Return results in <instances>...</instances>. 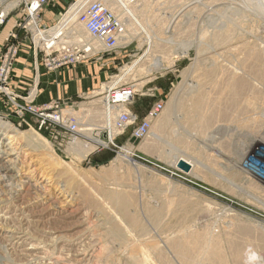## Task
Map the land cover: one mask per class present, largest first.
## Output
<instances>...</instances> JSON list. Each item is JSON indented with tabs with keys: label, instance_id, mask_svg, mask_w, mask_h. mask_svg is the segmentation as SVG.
<instances>
[{
	"label": "rangeland",
	"instance_id": "1",
	"mask_svg": "<svg viewBox=\"0 0 264 264\" xmlns=\"http://www.w3.org/2000/svg\"><path fill=\"white\" fill-rule=\"evenodd\" d=\"M50 1L55 4L54 6L60 5L61 7V14L57 19L59 23L64 16L68 15L66 13L69 11L70 6L72 7L77 0ZM102 1L110 11L113 10L112 12L122 22H127V24L133 22L127 17V11L123 6L115 7L114 3L113 5L111 3L110 6L111 0ZM147 1L140 0V4H137L140 8L142 3L143 5L147 3V7L141 8L137 14L140 25L134 22V24L136 23L133 24L134 29L129 28L131 33L120 42L119 47L114 51H106L102 44L97 41H91L92 44H90L83 37L81 41L75 42L74 37H71L70 29L78 23H72V26H69L61 37L65 41L58 39L55 46V48H58L66 43V45L70 44V46L76 48L81 47L82 44L91 47V52L82 53L84 58H80L81 60L78 63L65 68V70H69L80 66H88L91 88L89 87L82 95H74L71 99L72 102L66 104L74 107L78 114L76 115L81 118V121H84V124L80 125L83 130L78 136L77 140L79 142L85 145L94 144V140L100 138V140L108 142L107 144L95 143V149L86 157H81L77 151L72 149V141L60 146L50 135L44 131H39L35 122L31 119L23 121L17 117L11 107L6 106V96L0 97V120L2 121L0 123V264H46L47 262V264H143L144 250L149 252L151 257L157 259V264L167 263L159 262L156 250H162L166 257L170 258L169 261L172 264H184L176 255L175 250L170 249L169 244H166L168 243L166 237L175 238L183 233L193 234L204 230L214 232L217 235L220 234L223 252L226 251L223 254L226 257L228 256L229 264H235L233 260L235 253L238 249L243 250V248H245L243 254L239 250L241 255H245L246 251L255 253L253 260L255 263L252 261L250 264H258L259 262V264H264V175L260 173L259 169L260 163L264 159V140H260L259 137L252 142L251 146L246 145V134L251 131L250 128H256V125V129H258V125L259 127L264 126L263 117L256 118V120L254 118L253 122L252 117L254 116L251 115L255 111L251 106L253 103L260 110H258L259 115H261L260 113L264 114V105L263 107L260 105L261 102L264 103L262 72L258 76L253 75L255 78L260 79H258L259 84L257 85V89L261 90L258 97H256L257 94L253 96V93L250 95L251 92L249 91L243 93L244 96L246 95L245 97L243 94L238 97L237 94H240L241 91L235 92L234 99L236 102L232 107L230 106L231 109L229 110L232 113L227 112L228 114L225 117L221 110L223 107L230 108L226 104L229 96L223 97L228 92H222L221 88L216 87L217 83L223 84L224 77L222 79L221 74L217 78L213 77L214 79L200 77L204 73L210 74L214 71V63L211 62L215 54V48L211 38L213 29L211 26L213 21L219 17L210 7L199 5L195 2L196 0H149V3ZM212 1L214 0H201L200 2L211 3ZM233 1L238 4V6L232 4L236 9L241 7L240 10H242L247 7V9H250L249 11L264 16V0ZM184 7H186V11L183 9L180 14H176L178 22L174 27H172L174 25L172 22L170 25L171 30L165 33L164 30L173 15ZM4 11L7 15L0 18L2 23L0 33L6 28L12 30L11 32L17 31L23 49L27 47L28 51L33 52L30 34L25 28L17 27V24L26 25L27 28L29 27L27 24L33 26L32 18L25 15L24 0H0V15ZM153 15L155 18H153ZM37 22L40 27L44 28L40 16ZM57 22L56 26L58 25ZM143 27L148 31L143 30ZM50 28L46 29V34L51 33ZM42 31L45 32V29ZM207 31L209 33H206ZM260 31L262 33L257 34L259 40L255 38V34L249 37L247 35V38L239 35L228 43V47H219L216 51L221 55L219 58L220 64L225 63L226 68L232 65L234 67L235 63V66H240L246 56L251 53L250 47H253L254 44L260 47L264 46V31ZM3 43H0V50ZM93 44L97 45V49L93 48ZM199 48L204 49L199 51ZM158 62L162 67L158 70L149 71L154 64H159ZM101 68L105 72L103 76L98 74L99 71L101 72ZM55 71L60 73L64 69ZM127 78L129 79L127 80ZM199 80L206 83V94L203 95L206 102L202 108L195 109V104L190 101L193 93L190 90L194 84L197 86ZM110 86H113V90L123 86H134L136 88L137 94L129 109L137 115L138 123L155 102L163 103L164 109L161 115L152 123L148 134L144 138L135 139L132 136L133 128L136 125L134 123L123 131L117 130L113 142L106 139L107 134L104 133L106 130L103 131V127L106 126L107 122L105 119L106 110H108V94L113 92V90L107 91ZM261 87L262 89H260ZM188 89L189 91L186 93ZM183 93H186V97L182 96ZM218 93L222 94L218 95ZM217 95L219 99L222 97L223 101L213 105L215 104L213 100L216 99ZM174 97L176 103L173 100ZM250 97L258 98V100L253 101V98ZM238 103L241 105L240 107L237 106ZM244 106L252 107L253 111H251V108V110L249 108L246 110ZM236 108H238V112L240 109L242 116L236 112ZM242 108L245 109V112L241 111ZM234 111L235 113H233ZM246 111L247 115L245 114ZM118 113L119 111L112 115L114 116L113 123ZM217 114L221 118H217ZM243 114L246 116L243 117ZM238 115L240 116L238 117ZM207 116V119H210V117L212 119L208 123L205 121L206 124L203 121ZM226 118L229 120L227 121L229 124L226 122ZM230 119L232 122H230ZM166 120L171 121L173 124L171 122L167 123ZM215 120L218 121V124ZM237 121L240 122V126H238ZM220 122L227 124H221ZM251 124H253V127ZM248 125L251 127H248ZM8 130L11 132L7 133ZM20 132L29 136L28 139L24 138ZM8 134H17V136L15 139H11L7 137ZM43 137L48 139V143L45 142ZM244 137L245 140H243ZM218 143L221 145L219 146ZM46 152H49V154ZM127 154L128 156L131 155V158ZM180 157L195 161V169L185 172L178 168L175 163ZM6 164L10 168L9 171L5 168ZM254 186L256 187L255 190H253ZM260 193H263V196ZM115 195L128 204L126 213L119 210L112 202ZM127 213L129 214L128 217L126 216ZM11 224L13 225L11 226ZM132 224L134 225L132 226ZM21 226L22 229L24 227L26 229L28 226L30 233L38 240L40 245H43L42 247L45 250L30 253V245L21 244L20 238L17 239L16 235L11 232L18 230ZM42 230H48L49 233L57 232L59 235L61 232L64 234V238L61 241H54L53 237L55 235L44 237ZM165 235L166 237H164ZM223 236L225 237L224 243ZM41 241L45 242L41 243ZM134 241H136V244ZM125 246L126 250H124ZM140 246L141 248H139ZM106 247L108 250H104ZM134 248L140 251H135ZM47 249L48 253L46 252ZM130 249H132L133 254ZM106 251H110V253ZM136 252H139V256L138 254L135 255ZM229 252L231 253L228 254ZM139 258L141 260H138ZM238 263L247 264L244 261L236 264Z\"/></svg>",
	"mask_w": 264,
	"mask_h": 264
},
{
	"label": "bare ground",
	"instance_id": "2",
	"mask_svg": "<svg viewBox=\"0 0 264 264\" xmlns=\"http://www.w3.org/2000/svg\"><path fill=\"white\" fill-rule=\"evenodd\" d=\"M110 1V0H109ZM112 2H108L109 3V5L111 6V3H112V5H113V3H114V6L115 7H117V6H123L124 8H125V10L127 11V14H128V18H130L131 20H133V22H131V23H128L127 24V22H123V24H124V26H126L125 28V30H126V32H125V36L123 35V38L120 40L121 42L123 41V39L124 38H126V37H128V35H129V33H131V31H130V29L132 30V29H134V27H133V24H134V22H137L138 23V25H140V23H139V21L137 20V14H138V11L141 9V8H143L144 6L145 7H147V3H145V5H143V3L141 4L142 5V7H140L139 8V5L137 6V4L139 3L140 4V0H124V2H123V0L121 1V0H111ZM201 0H196L195 2H197L199 5H203L204 7H210V9L214 12V13H216V15L219 17L218 19H215L214 21H213V24H212V31H211V38H212V41H213V46H214V48H215V54L213 55V60H212V62L211 63H214V71L212 72V73H210V74H207V73H204V74H202V75H200V77L201 78H203V79H205L204 77H206L207 79H209V78H211V79H214V78H217V76L219 75V74H221L220 75V77L222 76V79H223V77H224V82H223V84L221 85V84H216V87H219V89L221 88L222 89V92H228L227 93V95H225V96H223V97H226V96H229V98L227 99V101H226V104L230 107H232L234 104H235V97H234V93L236 92H238V91H244V92H240V94L238 93L237 95H238V97H239V95H241V94H245V91H246V93L249 91V92H251V94L250 95H252V93L254 94L253 96H256V94H257V96L256 97H258V93L261 91V90H259V88L257 89V85L259 84L258 83V81L260 80L259 78V80L257 79V78H255L253 75H256V76H258V74H260L261 72H262V76H263V79H264V46L263 47H260L259 45H255L254 44V46L253 47H250V49H249V47H248V49L250 50V54H248L247 56H246V58L243 60V63L240 65V66H235V64H234V67H232V66H230L229 68H226L225 66H224V64H220V60H219V58L221 57V55L216 51L219 47H221V46H225V47H228L229 46V42L233 39V38H235L236 36H239V35H241L242 37H245V38H247V35H248V37L250 36V35H253V34H255L256 35V39L257 40H259V38H258V36H257V34H259L261 31L260 30H262V31H264V16L263 15H261V14H259V13H256V12H252V11H249L250 9H247V7H246V9L244 10V9H242V10H240L241 9V7L240 8H238V9H236V7H233V5L232 4H234L235 6L237 5L238 6V4H236L233 0H214V1H212L211 3L210 2H207V3H201L200 2ZM250 1H252V0H250ZM148 3L150 2L149 0L147 1ZM160 2V1H159ZM12 3V2H11ZM106 3H107V1H106ZM121 3V4H120ZM193 3V2H192ZM245 3V2H244ZM17 4V3H16ZM108 5V4H107ZM241 5V4H240ZM13 6V5H12ZM153 6V5H152ZM225 7V8H220V7ZM258 6V5H257ZM75 7V6H74ZM74 7H72V9L71 10H69L66 14H68L67 16H64L61 20H60V22L58 23V25L56 26V27H52V28H50L49 30L51 31V33L49 34H46V29H45V32H43L42 31V29L41 30H39V33H38V36H37V38H36V40H37V44L39 45V47L41 46V45H46V46H51V45H57V41H58V39H61V37L63 36V34H64V31L69 27V26H72V23H76L75 22V17H76V11H75V9H73ZM158 7V6H157ZM187 7V6H186ZM186 7H184V8H181L178 12H176L174 15H173V17L171 18V21L170 22H168V24H167V27H166V29L164 30V32L165 33H168L170 30H171V27H170V25H171V23L173 22L174 23V25L172 26V27H174L175 26V24L178 22L177 20H176V18H177V16H176V14H180L181 12H182V10L184 9L185 10V8ZM214 7V8H213ZM242 7H244V6H242ZM160 8V7H159ZM188 8V7H187ZM220 8V9H219ZM249 8V7H248ZM260 8V7H259ZM148 9V8H147ZM219 9V10H218ZM234 9V10H233ZM236 9V10H235ZM74 10V11H73ZM73 11V12H72ZM113 11V10H112ZM186 11V10H185ZM206 11V10H205ZM184 12V11H183ZM125 13V12H124ZM144 13V12H143ZM151 13V12H150ZM149 13V14H150ZM201 13V12H200ZM65 14V15H66ZM127 14H125V15H127ZM7 15V13H6V11H4V13H2V16L4 17V16H6ZM125 15H124V17H125ZM154 16V15H153ZM180 16V15H179ZM120 18H121V16H120ZM153 18H155V16L153 17ZM32 19H33V22L35 21V20H37V18H36V16L34 15L33 17H32ZM165 19H166V17H165ZM159 20H161V19H159ZM167 20H169V19H167ZM167 20H166V22H167ZM157 21V20H156ZM77 24V23H76ZM136 24V23H135ZM134 24V25H135ZM192 24V23H191ZM32 26V25H31ZM141 26H142V24H141ZM164 26V25H163ZM33 27V26H32ZM63 27H65L63 30H61ZM147 27V26H146ZM154 27V26H153ZM159 27V26H158ZM130 28V29H129ZM162 28V27H161ZM161 28H159V29H161ZM143 30H146V31H148V29H146V28H142ZM157 29V28H156ZM155 29V30H156ZM174 29V28H173ZM178 29V28H177ZM175 31V30H174ZM178 31V30H177ZM70 33H71V37H74V40H75V42L77 41V42H79V41H81V38L83 37L84 39H85V41H89L90 42V44H92V42L91 41H97V42H99L98 41V39H96V38H94V37H91L90 35H88L87 33H86V31L84 30V28H83V26L81 25V24H78V25H76L75 27H73L72 29H70ZM69 32H68V34H70ZM206 33H209L208 31L206 32ZM262 33V32H261ZM10 34V33H9ZM9 34L7 35V37L9 36ZM147 34V33H146ZM153 34V33H152ZM162 34H163V32H162ZM135 35V34H134ZM143 36V35H142ZM146 36H148V35H146ZM145 36V37H146ZM7 37L5 38V40L7 39ZM63 39V38H62ZM62 39H61V41H62ZM151 39V38H150ZM4 40V41H5ZM64 41H65V39H63ZM83 40V39H82ZM148 40V39H147ZM84 41V40H83ZM68 42V41H67ZM86 42V43H87ZM88 42V43H89ZM126 42H127V40H126ZM252 42V41H251ZM259 42V41H258ZM87 43V44H88ZM96 43V42H95ZM152 43V42H151ZM59 44V43H58ZM100 44V43H99ZM149 44V43H148ZM70 45V44H69ZM72 45V44H71ZM94 46H93V48H96L97 49V45L96 44H93ZM249 46V45H248ZM87 47H88V45H87ZM243 47V46H242ZM196 48V47H195ZM238 48V47H237ZM101 49V48H100ZM204 49V48H203ZM203 49H200L199 48V51H201V50H203ZM99 50V49H98ZM238 50V49H237ZM240 50H242V49H240ZM186 51V50H185ZM243 51V50H242ZM210 53V52H209ZM153 54V53H152ZM145 57V56H144ZM206 59V58H205ZM238 61V60H237ZM141 62V61H140ZM144 62V61H143ZM168 62V61H167ZM174 62V61H173ZM225 62H227V61H225ZM138 63V62H137ZM153 63V62H152ZM159 63V62H158ZM141 64V63H140ZM146 64V63H145ZM144 65V64H143ZM226 65V64H225ZM151 66V65H150ZM162 66H161V64L159 63V64H154L153 65V68H151V69H149V71H152V70H158V69H160ZM201 68V67H200ZM14 69V68H13ZM131 69V68H130ZM141 69V68H140ZM196 69H199V68H196ZM191 70V69H190ZM192 71V70H191ZM210 71V70H209ZM129 72V71H128ZM187 72V71H186ZM125 74V73H124ZM127 74V73H126ZM185 74V73H184ZM183 74V75H184ZM196 74V73H195ZM182 75V76H183ZM194 75V74H193ZM199 75V74H198ZM204 75H207V76H204ZM210 77H209V76ZM124 76V75H123ZM128 76V75H127ZM134 76V75H133ZM186 76V75H185ZM196 76V75H195ZM214 77V78H213ZM219 77V78H220ZM201 78H199V79H201ZM129 78H127V80H128ZM184 79H186V78H184ZM188 79V78H187ZM197 79V78H196ZM221 79V78H220ZM195 80V79H194ZM219 80V79H218ZM115 81V80H114ZM219 81H222V80H219ZM261 81H262V79H261ZM185 82V81H184ZM218 82V81H217ZM195 83V82H194ZM215 83V82H214ZM142 84V83H141ZM184 84V83H183ZM186 85H187V82L185 83ZM211 85H212V83H211ZM213 86V85H212ZM212 86H209L210 88L212 87ZM260 86V85H259ZM258 86V87H259ZM190 87H191V85H190ZM208 87V86H207ZM185 88V87H184ZM205 88H206V83L205 82H200V80L197 82V86L194 84L193 86H192V89L190 90V92L191 91H193V93L191 94L192 96V98L190 99V101H191V103L193 104H195V109H200V108H202L203 106H204V104H205V102H206V99L205 98H203V95L205 96V94H206V90H205ZM113 89V86H110L109 88H107V91H111ZM183 89V88H182ZM181 89V90H182ZM260 89H262V87L260 88ZM216 90V89H215ZM32 91H33V89H31V93H32ZM188 91H189V89L186 91V93H188ZM209 91V90H208ZM210 91H212V90H210ZM220 91V90H219ZM264 92V91H263ZM103 93V92H102ZM186 93H183V95L182 96H185L186 95ZM213 93H214V91H213ZM172 94H174V93H172ZM178 94H179V92H178ZM222 93H218V95H221ZM244 94H243V96H244ZM248 94V95H249ZM109 95V98H110V94H108ZM214 95V94H213ZM212 95V96H213ZM217 95V97H216V99L215 100H213V99H211V100H213V102H215V104H213V105H216V104H219V103H217V102H219V101H223L222 100V97L219 99L218 96ZM179 96V95H178ZM209 97H210V94L208 95ZM216 96V95H215ZM246 96V95H245ZM244 96V97H245ZM264 96V95H263ZM262 96V97H263ZM186 97V96H185ZM241 97V96H240ZM260 98H261V96H259ZM107 98V97H106ZM179 98V97H178ZM183 98V97H182ZM218 98V99H217ZM242 98V97H241ZM241 98H239V99H241ZM249 98V97H248ZM250 98H253V101L255 100V101H257L258 100V98H254V97H250ZM175 99V97L173 98V100ZM180 99H181V97H180ZM184 99V98H183ZM224 99V98H223ZM243 99V98H242ZM241 99V100H242ZM187 100V99H186ZM225 100V99H224ZM244 100V99H243ZM249 100H251V99H249ZM176 100H174V102H175ZM187 101H189V100H187ZM247 101V100H246ZM212 102V101H211ZM212 102V103H213ZM238 102V101H237ZM263 102H264V100H263ZM176 103V102H175ZM242 103H244L243 101H242ZM262 103V102H261ZM260 103V105H262V107H263V105H264V103H262L261 104ZM171 104V103H170ZM169 104V105H170ZM224 104V103H223ZM239 104V103H238ZM248 104V103H247ZM258 104V103H257ZM172 105H173V101H172ZM249 105H250V103H249ZM249 105H247V106H249ZM259 105V106H260ZM83 106V105H82ZM174 106V105H173ZM172 106V107H173ZM176 106V105H175ZM180 106V105H179ZM183 106V105H182ZM224 106H225V104H224ZM237 106H241L240 104L239 105H237ZM246 106V105H245ZM244 106V107H245ZM251 106H253V108L255 109V111H254V113L253 114H251L252 116H254V117H252V120L255 118V120H256V118H259V117H263L264 118V114L263 113H260L261 115H259V109H258V107L256 106V104H252ZM171 107V108H172ZM186 107V106H185ZM218 107H221V106H218ZM231 107L230 108H225V107H223L222 108V110H221V112L222 113H224V116L226 117V114H228L227 112H230V113H232L231 111H229L230 109H231ZM238 107V108H239ZM243 107V108H244ZM261 107V108H262ZM104 108V107H103ZM114 108V107H113ZM112 108V106H110L109 107V109L108 110H106L107 111V113H106V126H104L103 127V131H104V129L106 130L105 132L107 133V135H106V139L107 140H109V142H113V139H114V136L116 135V133H117V128H116V126H115V122L113 123V117L114 116H112V115H114L115 113H117V110H118V108H114L113 109ZM169 108V107H168ZM207 108V107H206ZM234 108V107H233ZM238 108H236L237 109V111L236 112H238ZM243 108H242V110L241 111H244L245 109L246 110H248V108L250 109H252V107H245V109L243 110ZM264 108V107H263ZM90 109V108H89ZM174 109V108H173ZM185 109V108H184ZM183 109V110H184ZM215 109V108H214ZM250 109V110H251ZM84 110V109H83ZM87 110V109H86ZM218 110H219V108H218ZM259 110V111H258ZM168 111H170V110H168ZM220 111V110H219ZM251 111H253V109L251 110ZM89 112V111H88ZM174 112V111H173ZM181 112V111H180ZM202 112V111H201ZM210 112H211V110H210ZM215 112V111H214ZM245 112V111H244ZM250 112V111H249ZM87 113V112H86ZM103 113V112H102ZM216 113H219V112H216ZM215 113V114H216ZM222 113H220L221 115H223ZM229 113V114H230ZM233 113H235V111L233 112ZM238 113H240V109H239V112ZM243 113V112H242ZM252 113V112H251ZM76 114H77V112H76ZM176 114V113H175ZM175 114H174V116H175ZM200 114V113H199ZM211 114H213V113H211ZM241 114V113H240ZM246 115H247V111H246V113H245ZM78 115V114H77ZM76 115V116H77ZM232 115V114H231ZM235 115H237V114H235ZM246 115H244L243 114V117L244 116H246ZM250 115V116H251ZM83 116H85V115H83ZM103 116H104V114H103ZM166 116V115H165ZM178 116H179V114H178ZM211 116V115H210ZM217 118H219L220 116L217 114ZM234 116V115H233ZM240 115H238V117H239ZM241 116H242V114H241ZM249 116V117H250ZM78 117V116H77ZM200 117V116H199ZM203 117V116H202ZM204 117H205V115H204ZM212 117V116H211ZM210 117V119H207L208 118V116L205 118V120H204V118H202V120H204L203 122H207L208 123V121L209 120H211L212 118ZM216 117V116H215ZM224 117V118H225ZM238 117H237V119H238ZM172 118V117H171ZM189 118V117H188ZM221 118V117H220ZM260 118V119H261ZM186 119V118H185ZM223 119V118H222ZM227 119V118H226ZM231 119L233 120V118L231 117ZM230 119V122H232V120ZM249 119V118H248ZM251 119V118H250ZM259 119V120H260ZM157 120V119H156ZM162 120V119H161ZM165 120V119H164ZM178 120V119H177ZM176 120V121H177ZM258 120V121H259ZM115 121V120H114ZM167 121V120H166ZM214 121V120H213ZM215 121H217V120H215ZM219 121H221V120H219ZM227 121H229L228 119L226 120V122ZM234 121H236V120H234ZM233 121V122H234ZM239 121H241V119H239ZM263 121V120H262ZM155 122V121H154ZM169 122H171V121H169ZM168 121H167V123H169ZM205 122V123H206ZM238 122V121H237ZM242 122V121H241ZM243 122H245V121H243ZM247 122H248V120H247ZM246 122V123H247ZM253 122H254V120H253ZM256 122V121H255ZM261 122V121H260ZM0 123H2V121L0 120ZM162 123V122H161ZM172 123V122H171ZM170 123V124H171ZM178 123V122H177ZM180 123V122H179ZM206 123V124H207ZM213 123V122H212ZM217 124H218V121L216 122ZM216 123H215V126H216ZM221 124H223L222 122H220ZM219 123V124H220ZM228 124H229V122H227ZM226 123V124H227ZM239 123L240 122H238V126H240L239 125ZM245 123V124H246ZM259 123V122H258ZM257 123V124H258ZM163 124H165V123H163ZM173 124V123H172ZM201 124V123H200ZM209 124H211V123H209ZM225 124V123H224ZM225 124V125H226ZM243 124V123H242ZM248 124V123H247ZM261 124H262V122H261ZM157 125V124H156ZM178 125V124H177ZM195 125H196V123H195ZM198 125V124H197ZM252 125V127H253V124H251ZM256 125V124H255ZM254 125V126H255ZM167 126H169V125H167ZM185 126V125H184ZM199 126V125H198ZM237 126V127H238ZM247 126V125H246ZM245 126V127H246ZM14 127V126H13ZM162 127V126H161ZM160 127V128H161ZM165 127H166V125H165ZM211 127V126H210ZM212 127L213 128H215L214 127V125H212ZM211 127V128H212ZM223 127V126H222ZM228 127V126H227ZM226 127V128H227ZM242 127V126H241ZM248 127H251V126H249L248 125ZM248 127H247V129H248ZM159 128V129H160ZM170 128V127H169ZM209 128V127H208ZM210 128V129H211ZM224 128V127H223ZM234 128V127H233ZM238 128H240V127H238ZM243 128V127H242ZM256 128H257V125H256ZM255 127L252 129V128H250L251 129V131L249 132V133H247L246 134V137H247V143H246V145H248V146H251V144H252V142L256 139V138H259L260 137V140L262 139V140H264V126L263 125H261L260 127H259V125H258V129H256ZM91 129V128H90ZM176 129V128H175ZM192 129V128H191ZM246 129V130H247ZM81 130H83L82 128H81ZM86 130V129H85ZM155 130L156 131H158L157 130V128H155ZM241 130V129H240ZM245 130V129H244ZM249 130V129H248ZM123 131V130H122ZM173 131V130H172ZM209 131H212V130H209ZM237 131V130H236ZM7 133H10L11 131H6ZM104 132V133H105ZM201 132V131H200ZM213 132V131H212ZM242 132V131H241ZM21 134L23 133V132H20ZM33 133V132H32ZM156 133V132H155ZM175 133V132H174ZM173 133V134H174ZM206 133V132H205ZM204 133V134H205ZM209 133H211V132H209ZM229 133V132H228ZM246 133V132H245ZM244 133V134H245ZM38 134V133H37ZM120 134V133H119ZM204 134H203V136H204ZM234 134V133H233ZM34 135V134H33ZM91 135V134H90ZM152 135H153V133H152ZM157 135H158V133H157ZM206 135V134H205ZM241 135V134H240ZM16 136H17V134H8V136L7 137H9V138H11V139H15L16 138ZM22 136L24 137V138H27L28 139V137L29 136H27L26 134H22ZM40 136V135H39ZM155 136V135H154ZM162 136V135H161ZM182 136V135H181ZM242 136H243V134H242ZM35 137V136H34ZM201 137V136H200ZM240 137V136H239ZM8 138V139H9ZM18 138V137H17ZM42 138V137H41ZM158 138H159V136H158ZM167 138V137H166ZM184 138V137H183ZM204 138V137H203ZM222 138V137H221ZM6 139V138H5ZM20 139V138H19ZM43 139L45 140V142H47L48 143V139H46L45 137H43ZM92 139V138H91ZM192 139V138H191ZM188 140V139H187ZM243 140H245V137H244V139ZM21 141V140H20ZM29 141H31V140H29ZM39 141V140H38ZM95 141V143H98V144H107L108 142H106V141H104V140H100V138L99 139H95L94 140ZM10 142V141H9ZM15 142V141H14ZM73 142V141H72ZM83 142V141H82ZM167 142H169L168 140H167ZM171 142V141H170ZM192 142V141H191ZM219 142V141H218ZM242 142H244V141H242ZM39 143H42V142H39ZM95 143L94 144H82L81 142H79L77 139L75 140V142H73L72 143V149L73 150H75V151H77V153L81 156V157H86L87 156V154H89V153H91L94 149H95V147H96V145H95ZM158 143V142H157ZM160 143V142H159ZM220 143V142H219ZM218 143V144H219ZM222 143V142H221ZM145 144V143H144ZM221 144H219V146H220ZM31 146V145H30ZM144 146V145H143ZM188 146V145H187ZM189 146H191V145H189ZM215 146H216V144H215ZM33 147V146H32ZM175 147V146H174ZM173 147V148H174ZM220 148V147H219ZM14 149V148H13ZM45 150H46V148H45ZM177 150H178V148H177ZM188 150V149H187ZM186 150V151H187ZM44 151V150H43ZM42 151V152H43ZM180 151V150H179ZM225 151V150H224ZM17 152V151H16ZM40 152H41V150H40ZM8 153V152H7ZM47 153V152H46ZM124 153V152H123ZM181 153V152H180ZM198 153H199V151H198ZM226 153V152H225ZM12 154V153H11ZM45 154V153H44ZM47 154H49V152L47 153ZM129 154V153H128ZM128 154H127V156H128ZM130 154H132V153H130ZM227 154V153H226ZM52 155V154H51ZM125 155V154H124ZM186 155V154H185ZM46 156V155H45ZM133 156V155H132ZM129 158H131V155L130 156H128ZM120 159V158H119ZM180 159H183V160H185L187 163H189L190 164V168L191 169H195V164H196V162L195 161H191V160H189L188 158H179L177 161H176V163H175V165L177 166V163L179 162V160ZM131 160V159H130ZM192 160H194V159H192ZM120 161V160H119ZM121 163V162H120ZM137 163V162H136ZM134 164V163H133ZM200 164V163H199ZM138 165V164H137ZM202 165V164H201ZM4 166V165H3ZM140 166V165H139ZM4 168V167H3ZM5 168H6V170L7 171H9L8 169H10L9 168V166H7V164L5 165ZM74 169V168H73ZM5 170V171H6ZM6 171V172H7ZM9 173V172H8ZM7 175V174H6ZM15 175V174H14ZM11 177H12V175H10ZM2 177H4V176H2ZM6 177V176H5ZM4 180H5V178H3ZM9 179V178H8ZM122 180V179H121ZM119 181V180H118ZM252 184V183H251ZM250 185V184H249ZM249 185H248V187H249ZM247 187V186H246ZM251 187V186H250ZM255 187V186H254ZM249 189V188H248ZM251 189V188H250ZM256 189V187L253 189V190H255ZM121 190V189H120ZM252 190V189H251ZM3 192V191H2ZM11 192V191H10ZM87 192V191H86ZM119 192V191H118ZM256 192L258 193V191L256 190ZM9 193V192H8ZM120 193H122V192H120ZM71 194V193H70ZM129 194V193H128ZM261 194V193H260ZM130 195V194H129ZM262 196H263V193L261 194ZM12 196V195H11ZM258 196V195H257ZM264 197V196H263ZM2 198V197H1ZM106 198V197H105ZM128 198H129V196H128ZM109 200V199H108ZM128 200V199H127ZM126 200V201H127ZM136 200V199H135ZM1 201V200H0ZM69 201V200H68ZM139 201V200H138ZM137 201V202H138ZM111 202V201H110ZM109 202V203H110ZM112 202L114 203V205L119 209V210H122V212H125L126 213V211H127V205L128 204H126L122 199H120V197L119 196H117V195H115L114 197H113V200H112ZM134 202V201H133ZM137 202H135V203H137ZM99 203H100V201H99ZM98 203V204H99ZM106 203V202H105ZM131 203H132V201H131ZM139 204V203H138ZM135 205V204H134ZM133 205V206H134ZM17 206V205H16ZM6 207V206H5ZM106 207V206H105ZM115 207V208H116ZM23 208V207H22ZM45 208V207H44ZM113 210V209H112ZM15 211V210H14ZM77 211V210H76ZM87 211V210H86ZM104 211V210H103ZM109 211V210H108ZM114 212V211H113ZM95 213V212H94ZM115 213V212H114ZM33 214V213H32ZM105 214V213H104ZM139 214V213H138ZM4 215V214H3ZM131 215V214H130ZM135 215V214H134ZM133 215V216H134ZM127 217L129 216V214L127 213V215H126ZM132 216V217H133ZM131 217V216H130ZM1 218V217H0ZM117 218H119V217H117ZM21 219V218H20ZM103 219V218H102ZM107 219H108V217H107ZM119 219H121V218H119ZM126 219V218H125ZM129 219V218H128ZM135 219V218H134ZM133 219V220H134ZM19 220V219H18ZM94 220V219H93ZM137 220H139V219H137ZM29 221V220H28ZM35 221V220H34ZM45 221V220H44ZM92 221V220H91ZM116 221V220H115ZM122 221V220H121ZM131 221H132V219H131ZM155 221V220H154ZM1 222V221H0ZM31 222V221H30ZM69 222V221H68ZM118 222V221H117ZM123 222V221H122ZM150 222V221H149ZM11 223V222H10ZM91 223V222H90ZM30 224V223H29ZM52 224V223H51ZM68 224V223H67ZM147 224V223H146ZM4 225H5V223H4ZM13 224H11V226H12ZM48 225V224H47ZM91 225V224H90ZM122 225H124V224H122ZM134 224H132V226H133ZM38 226V225H37ZM56 227V226H55ZM90 227V226H89ZM125 227H126V225H125ZM25 228V227H24ZM22 229V226H21V228H18V230H13V231H11L13 234H15L16 235V237H17V239L18 238H20V242H21V244H23V243H26V244H29L30 245V247H29V249H30V253H33V252H40L42 249H44L45 250V248H43L42 246L43 245H40L39 243H38V240L35 238V237H33V235L30 233V230H29V227L27 226L26 227V229ZM40 229V228H39ZM55 229V228H54ZM62 229V228H61ZM126 229V228H125ZM59 230V229H58ZM83 230H85V229H83ZM186 230H188V229H186ZM195 230V229H194ZM48 231V230H47ZM47 231H43L42 230V235L44 236V237H52L53 235H55L54 237H53V240L54 241H61L62 240V238H64L63 236H64V234H62L61 232H60V235L59 234H57V232H52V233H49V232H47ZM81 231V230H80ZM111 231V230H110ZM135 231V230H134ZM197 231V230H196ZM186 232V231H185ZM217 232V231H216ZM99 233V232H98ZM97 233V234H98ZM36 234V233H35ZM57 234V235H56ZM70 234V233H69ZM92 234V233H91ZM110 234H112V233H110ZM132 234V233H131ZM32 235V236H31ZM116 235V234H115ZM224 235V234H223ZM228 235V234H227ZM74 236V235H73ZM80 236V235H79ZM107 236V235H106ZM142 236V235H141ZM148 236V235H147ZM42 237V236H41ZM40 237V238H41ZM90 237V236H89ZM95 237V236H94ZM108 237V236H107ZM118 237V236H117ZM144 237L145 238H147L145 235H144ZM152 237V236H151ZM163 237V236H162ZM164 237H166V235L164 236ZM231 237V236H230ZM73 238V237H72ZM99 238V237H98ZM132 238V237H131ZM137 238V237H136ZM135 238V239H136ZM145 238H144V240H145ZM223 238H224V241H223V243L225 242V237L223 236ZM228 238H229V236H228ZM228 238H227V240H228ZM16 239V240H17ZM234 239V238H233ZM45 240V239H44ZM49 240V239H48ZM52 240V239H51ZM81 240V239H80ZM92 240V239H91ZM113 240V239H112ZM140 240H143V239H140ZM226 240V241H227ZM235 240V239H234ZM110 241V240H109ZM137 241H139V240H137ZM150 241V240H149ZM162 241V240H161ZM229 241V240H228ZM16 242H18V241H16ZM19 242V243H20ZM45 242V241H44ZM44 242H42L41 241V243H44ZM93 242V241H92ZM95 242H96V239H95ZM111 242V241H110ZM117 242V241H116ZM133 242V241H132ZM135 242V244H136V241H134ZM142 242V241H141ZM144 242V241H143ZM154 242H156V241H154ZM158 242V241H157ZM166 242H168V243H166V244H169V248L170 249H173V250H175V252L177 253L176 255H178L179 257L178 258H180L182 261H183V263L184 264H227V262H228V256L226 257V255L225 254H223L224 252H226V251H224L223 252V247H222V237L220 236V234L219 235H217V234H215L214 232H208V231H206V230H204V231H202V232H197V233H193V234H189V233H183L182 235H180V236H177V237H175V238H173V237H166ZM233 242V241H232ZM86 243V242H85ZM152 243H153V241H152ZM227 243V242H226ZM237 243V242H236ZM25 244V245H26ZM66 244V243H65ZM89 244V243H88ZM93 244H96V243H93ZM92 244V245H93ZM98 244V243H97ZM102 244V243H101ZM100 244V245H101ZM108 244V243H107ZM106 244V245H107ZM142 244V243H141ZM146 244V243H145ZM164 244V243H163ZM233 244V243H232ZM7 245V244H6ZM25 245H23V246H25ZM91 245V246H92ZM105 245V246H106ZM129 245V244H128ZM138 245V244H137ZM143 245V244H142ZM151 245H153V244H151ZM225 245V244H224ZM230 245V244H229ZM236 245V244H235ZM241 245V244H240ZM18 246V245H17ZM20 246V245H19ZM18 246V247H19ZM45 246V245H44ZM103 246H104V243H103ZM103 246H102V248H103ZM108 246H110V245H108ZM127 246V245H126ZM126 246L124 247V250H126L125 248H126ZM130 246V245H129ZM129 246H127V247H129ZM134 246V245H133ZM139 246V245H138ZM232 246V245H231ZM243 246V245H242ZM242 246H239V247H242ZM164 247V246H163ZM168 247V246H167ZM226 247V246H225ZM227 247H228V245H227ZM238 247V248H239ZM27 248V247H26ZM99 248V247H98ZM109 248V247H108ZM132 248V247H131ZM137 249H138V247H136ZM136 248H134V250L136 249ZM139 248H141V246L139 247ZM28 249V248H27ZM27 249H25V251H27ZM69 249V248H68ZM78 249V248H77ZM100 249V248H99ZM133 249V248H132ZM132 249H130V252H131V250ZM135 250V251H140V250ZM144 249V248H143ZM234 249H235V247H234ZM245 248H243V250H244ZM23 250V249H22ZM90 250V249H89ZM94 250V249H93ZM96 250V249H95ZM104 250H108L107 249V247H106V249H104ZM129 250V249H128ZM240 249H238V251L235 253V258L233 259L232 257H231V259H233L234 260V262H235V264L237 263V262H240V261H244V263L246 262L247 264H250L253 260H254V258H255V253H252V252H248V251H246L247 253H245V255H241V252L240 251H242V254L245 252H243V250H240ZM70 251V250H69ZM99 251H101V250H99ZM102 251H103V249H102ZM134 251V252H135ZM141 251H142V249H141ZM165 251V250H164ZM235 251V250H234ZM22 252V251H21ZM20 252V253H21ZM47 253H48V249H47V251H46ZM45 252V253H46ZM60 252V251H59ZM107 252V251H106ZM109 253H110V251H108ZM107 252V253H108ZM143 252V251H142ZM168 252V251H167ZM231 252H232V250H231ZM231 252H229L228 254H230ZM85 253H87V252H85ZM97 253V252H96ZM116 253V252H115ZM132 253V252H131ZM130 253V254H131ZM154 253V252H153ZM156 255H157V258H159L158 260H160L159 262H161V263H167V264H172V262L171 261H169V259L170 258H168V257H166V255H165V253L162 251V250H156ZM36 254V253H35ZM51 254V253H50ZM104 254V253H103ZM133 254V253H132ZM138 254V256H139V252L137 253L136 252V254L135 255H137ZM143 254V253H142ZM171 254V253H170ZM227 254V253H226ZM233 254V253H232ZM46 255V254H45ZM52 255V254H51ZM90 255V254H89ZM105 255V254H104ZM107 255V254H106ZM13 256V255H12ZM154 256H155V254H154ZM168 256H169V254H168ZM42 257V256H41ZM53 257V256H52ZM68 257V256H67ZM173 257H174V255H173ZM44 258H45V256H44ZM49 258V257H48ZM58 258V257H57ZM69 258V257H68ZM93 258V257H92ZM103 258V257H102ZM128 258V257H127ZM141 258H142V256H141ZM168 258V259H167ZM177 258V259H178ZM258 258V257H257ZM19 259V258H18ZM61 259V258H60ZM62 259H63V257H62ZM31 260V259H30ZM95 260V259H94ZM103 260V259H102ZM138 260H141L140 258L138 259ZM156 260L157 259H155L154 257H151V255H150V253L149 252H147V251H145L144 250V257H143V259H142V263L143 264H157V262H156ZM179 260V259H178ZM256 260H258V259H256ZM121 261V260H120ZM232 261V260H231ZM260 261V260H259ZM259 261H257V262H259ZM4 262V261H3ZM37 262V261H36ZM52 262V261H51ZM137 262V261H136ZM140 262V261H139ZM180 262V261H179ZM48 263V262H47ZM46 263V264H47ZM49 263H50V261H49ZM54 263V262H53ZM63 263H65V262H63ZM71 263H73V262H71ZM97 263V262H96ZM174 263V262H173ZM253 263H255L254 261H253ZM252 263V264H253ZM260 263V262H259ZM258 263V264H259ZM91 264V263H90ZM98 264V263H97ZM136 264H138V263H136ZM228 264H229V262H228ZM234 264V263H233ZM239 264V263H238Z\"/></svg>",
	"mask_w": 264,
	"mask_h": 264
},
{
	"label": "built area",
	"instance_id": "3",
	"mask_svg": "<svg viewBox=\"0 0 264 264\" xmlns=\"http://www.w3.org/2000/svg\"><path fill=\"white\" fill-rule=\"evenodd\" d=\"M48 2L49 0H24L25 15L31 18L35 15L39 19L44 5ZM72 7L76 11L75 22L81 24L88 35L98 39L106 51H114L119 47L120 40L126 32L125 26L106 7L102 0H77ZM72 7L70 6L69 10ZM2 17L0 15V18ZM0 25H2L1 20ZM27 26L29 27L17 24V27H23L28 31L31 37V48L39 64L49 71L63 69L78 63L81 60L80 58L83 57L82 53L91 52L92 50L91 47H86L85 44L80 45L83 48L72 47L66 45V43L58 48H55L56 45L46 46L45 44L44 48L43 45L39 47L36 40L39 30L47 28L40 27L37 20L33 22V28L29 24ZM22 50L23 46L19 42L18 32H11L0 50V97L6 96V106H10L17 117L23 121L31 119L35 122L39 131H44L50 135L60 146L70 141L74 142L81 132L80 125L84 124V121L76 116L74 107L67 106L59 100L37 104L35 102L37 95L36 83L32 93L30 92L31 89L27 90L26 93H17L10 87L14 64ZM111 93L110 98L107 99V109L110 106L118 108L119 113L115 117L114 123L117 130H124L136 123L132 136L135 139L144 138L148 134L152 123L161 115L164 109L163 103L155 102L138 123L137 115L129 109L137 94L136 88L134 86H123L114 89ZM260 164V173L264 175V159Z\"/></svg>",
	"mask_w": 264,
	"mask_h": 264
},
{
	"label": "crops",
	"instance_id": "4",
	"mask_svg": "<svg viewBox=\"0 0 264 264\" xmlns=\"http://www.w3.org/2000/svg\"><path fill=\"white\" fill-rule=\"evenodd\" d=\"M51 2L49 0L40 14L43 26L47 29L56 26L57 19L61 14L60 5L54 6L55 4ZM11 31L8 28L1 31L0 43L4 42ZM65 68L60 73L47 70L39 64L35 53L24 47L14 64L10 87L17 93H26L27 90L34 89L36 83L37 95L35 102L37 104H45L55 100L69 104L72 102L71 99L74 95H82L89 87L91 88V85H89L90 71L88 66H80L69 70H65ZM104 73L102 68L101 72H98L100 76H103Z\"/></svg>",
	"mask_w": 264,
	"mask_h": 264
},
{
	"label": "water",
	"instance_id": "5",
	"mask_svg": "<svg viewBox=\"0 0 264 264\" xmlns=\"http://www.w3.org/2000/svg\"><path fill=\"white\" fill-rule=\"evenodd\" d=\"M177 167L185 172H189L191 170L190 164L183 159L179 160V162L177 163Z\"/></svg>",
	"mask_w": 264,
	"mask_h": 264
}]
</instances>
